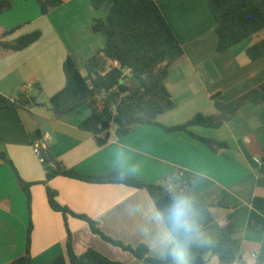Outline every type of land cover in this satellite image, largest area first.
<instances>
[{
	"label": "crops",
	"instance_id": "1",
	"mask_svg": "<svg viewBox=\"0 0 264 264\" xmlns=\"http://www.w3.org/2000/svg\"><path fill=\"white\" fill-rule=\"evenodd\" d=\"M62 1L61 6L42 15L34 0H11L12 8L0 14L2 41L41 33L38 41L22 51L0 49V94L14 97L23 90L35 98L26 110L0 109V154L10 160L0 161V264H11L24 255L29 222L32 264H49L64 256L67 231L78 256L92 248L113 261L146 264L93 235L86 222L52 211L46 187L57 193L58 204L94 221L107 237L131 247L144 245L149 256L158 259L151 236L162 226L152 219L156 207L146 190L61 176L46 185L41 183L47 174L56 173L55 167L44 161L42 150H48L66 169L84 175H107L116 174L113 158L117 148L124 150L131 163L139 165V171L128 178L173 190L184 177L190 181L186 189L194 191L200 203L221 202L232 208L212 207L204 214L210 243L197 252L206 264H219L212 256V247L229 212L233 213L232 236L238 242L243 264L264 263V210L251 205L253 198H264V188L256 186L260 166L255 162L264 160V103L243 106L219 128L190 129L201 138L226 143L216 152L187 133H166L158 126L137 127L121 138L113 126L107 142L99 146L93 135L79 128L91 114L88 106L58 117L48 109L47 102L65 86L63 63L68 57L85 75V62L103 50V37L94 34L91 27L95 19H105L107 8L96 11L90 0ZM153 1L184 52V59L170 68L165 80L175 107L158 117L160 125L178 126L196 114L215 116L214 97L230 102L264 82V56L251 61L246 54L250 46L264 40V29L216 53L211 0ZM257 2L247 0V6ZM7 30L13 33L2 38ZM124 78L128 79L127 72ZM34 83L41 91L32 86ZM36 147L39 154L34 152ZM18 178L34 184L30 187L29 209Z\"/></svg>",
	"mask_w": 264,
	"mask_h": 264
},
{
	"label": "trees",
	"instance_id": "2",
	"mask_svg": "<svg viewBox=\"0 0 264 264\" xmlns=\"http://www.w3.org/2000/svg\"><path fill=\"white\" fill-rule=\"evenodd\" d=\"M26 1V0H24ZM40 13L46 15L58 8L62 0H34ZM94 10L107 8L105 19H95L92 31L103 37L105 46L99 54L90 57L84 65L82 75L71 58L63 63L66 83L62 90L48 100V109L56 116L71 113L83 105L89 107L91 114L79 128L94 136L99 146L109 138V130L116 127V135L121 138L133 132L137 127L158 126L166 133L184 132L199 140L212 152L227 145L213 139L201 138L191 132L193 127L219 128L232 120L245 105L260 106L264 103V82L243 93L230 102H222L213 98L217 111L215 116L194 115L184 124L166 127L157 122L159 116L174 109L175 104L166 88L165 80L170 68L184 59L182 46L153 0H90ZM12 7L11 0H0V14ZM209 8L216 20V53H222L264 29V0L247 6V0H211ZM13 33L6 31L2 38ZM41 33L35 31L23 35L13 41L0 40V49L6 52H19L40 38ZM251 61L264 56V40L246 50ZM128 79H125V73ZM41 91L38 83L32 85ZM30 96L20 90L14 97L0 94V109L26 110L33 103ZM44 105V104H43ZM44 161L55 167L56 173L47 174L45 181L55 176L78 180L90 184H118L137 190H146L155 207L166 201V193L171 191L167 186L146 183L127 178L117 181L116 174L84 175L73 169L64 168L48 150H42ZM0 161L10 163L5 154H0ZM18 187L25 195L27 207L30 205V187L32 183L18 178ZM190 185L187 178L180 177L174 189ZM256 186L264 188V165L260 166V176ZM173 189V190H174ZM49 207L64 218L72 216L86 222L90 232L103 242L130 253L134 258L146 264H163L161 260L149 256L146 246L131 247L104 235L97 224L84 215L72 213L68 208L58 204L57 193L46 187ZM204 214L212 207H224L221 202L214 205L200 203ZM251 205L264 210V198H253ZM229 210L232 208L224 207ZM233 213L229 212L223 219L221 232L212 247V256L219 264H243L237 252L238 242L232 236ZM255 229L256 227L253 226ZM31 224L28 223L24 255L13 260L11 264H32L29 255ZM66 252L49 264H124L113 261L98 251L88 248L83 254L76 255L73 250L71 235L67 231ZM195 264H206L196 250ZM255 264H264L256 262Z\"/></svg>",
	"mask_w": 264,
	"mask_h": 264
},
{
	"label": "clouds",
	"instance_id": "3",
	"mask_svg": "<svg viewBox=\"0 0 264 264\" xmlns=\"http://www.w3.org/2000/svg\"><path fill=\"white\" fill-rule=\"evenodd\" d=\"M113 168L115 179L121 182L139 171V165L131 163L122 148L114 153ZM166 197L152 215L162 226L151 236L152 250L163 264H195L196 250L210 243L204 209L195 192L189 189L168 191Z\"/></svg>",
	"mask_w": 264,
	"mask_h": 264
},
{
	"label": "built area",
	"instance_id": "4",
	"mask_svg": "<svg viewBox=\"0 0 264 264\" xmlns=\"http://www.w3.org/2000/svg\"><path fill=\"white\" fill-rule=\"evenodd\" d=\"M34 152H35L36 154H39V151H38V148H37V147L34 149ZM255 162H256L259 166L264 165V160L255 159Z\"/></svg>",
	"mask_w": 264,
	"mask_h": 264
},
{
	"label": "water",
	"instance_id": "5",
	"mask_svg": "<svg viewBox=\"0 0 264 264\" xmlns=\"http://www.w3.org/2000/svg\"><path fill=\"white\" fill-rule=\"evenodd\" d=\"M31 102H32L33 104L35 103V98H34V97L31 98Z\"/></svg>",
	"mask_w": 264,
	"mask_h": 264
},
{
	"label": "rangeland",
	"instance_id": "6",
	"mask_svg": "<svg viewBox=\"0 0 264 264\" xmlns=\"http://www.w3.org/2000/svg\"><path fill=\"white\" fill-rule=\"evenodd\" d=\"M11 8H12V7H11ZM11 8H10V9H11ZM10 9H9V10H10ZM7 11H8V10H7ZM4 12H5V11H4ZM2 13H3V12H2ZM2 13H1V14H2ZM7 31H8V30H7ZM4 33H5V32H3L1 35H3ZM83 106H84V105H83ZM81 107H82V106H81Z\"/></svg>",
	"mask_w": 264,
	"mask_h": 264
}]
</instances>
